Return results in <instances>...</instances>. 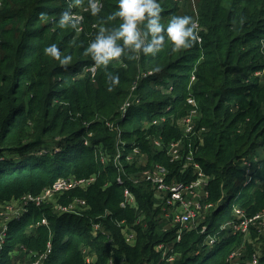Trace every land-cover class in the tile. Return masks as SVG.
<instances>
[{
  "label": "trees",
  "instance_id": "obj_1",
  "mask_svg": "<svg viewBox=\"0 0 264 264\" xmlns=\"http://www.w3.org/2000/svg\"><path fill=\"white\" fill-rule=\"evenodd\" d=\"M97 2L92 15L89 0H0V208L69 185L1 226L0 264L42 255L44 264H229L244 235L224 236L222 225L237 209L249 217L264 210V0H159L161 22L189 15L199 40L180 52L167 43L154 57H121L106 69L85 50L101 28L118 27L119 18L108 19L118 0ZM64 11L81 32L61 26ZM53 43L72 56L69 65L45 54ZM110 73L120 77L111 91ZM191 99L198 120L185 133ZM158 140L165 148L182 141L183 157L193 153L211 178L205 205L217 210L185 226L171 216L158 227L168 195L142 181L138 159L165 163L179 183L196 180L154 147ZM249 238H258L254 229ZM256 243L247 254H262L264 264V235Z\"/></svg>",
  "mask_w": 264,
  "mask_h": 264
},
{
  "label": "clouds",
  "instance_id": "obj_2",
  "mask_svg": "<svg viewBox=\"0 0 264 264\" xmlns=\"http://www.w3.org/2000/svg\"><path fill=\"white\" fill-rule=\"evenodd\" d=\"M89 7L92 15L100 12L97 0H89ZM161 11L159 0H118V7L108 16V19L113 21L119 18L118 27L110 30L101 28L95 39L90 41L85 54L91 56L96 67L106 69L111 62L121 57L128 59H135L140 55L154 57L165 48L167 43L171 44L172 51L180 52L191 48L199 40L197 24L191 16L174 15L165 26L161 22ZM72 16L69 11L61 13V26L68 25L81 32L83 28L79 20L75 22ZM44 52L64 66L72 61V56L63 55L55 43L48 45ZM108 79L111 91L112 87L119 84L120 77L118 74L110 73ZM184 169L186 172L191 168L184 167ZM192 174L194 175L193 170ZM218 208L219 205L215 210Z\"/></svg>",
  "mask_w": 264,
  "mask_h": 264
},
{
  "label": "built area",
  "instance_id": "obj_3",
  "mask_svg": "<svg viewBox=\"0 0 264 264\" xmlns=\"http://www.w3.org/2000/svg\"><path fill=\"white\" fill-rule=\"evenodd\" d=\"M74 16L73 18H75ZM135 90V87H133ZM190 105L193 106V110H191L188 115L182 120L183 121V129L185 133H190L192 129L194 128L195 122L198 120V111L195 108L196 103L194 100H189ZM128 105H125L123 107L125 114L126 107ZM155 125L157 123H154ZM162 142L161 140H158L156 145L154 146L156 149L162 148ZM164 150V149H163ZM166 154L171 158L172 162L180 163L182 167H190L194 172V177L196 178L195 181L190 182V184L185 183H179L174 182L172 185L167 184V179L169 177V171L164 166H156L152 169V167L148 170H144L142 174V181L148 182L152 180L154 184L158 186V188L166 192L168 195V199L165 203L166 206L170 209V213L166 212L167 217H174V221L177 223H181L183 226L188 224L191 221H198L200 216L202 215V212L204 210H212L215 209L213 204H207L205 205V201L207 200V186L204 188L202 186V179L207 181L206 176L203 174V171L199 167V165L195 162L194 155L192 152H190L187 157H183L182 155V141L178 142H171L167 145L165 148ZM137 153V151L135 150ZM131 157L128 158L130 160ZM244 165H249L245 162ZM93 179L86 182L85 180L79 181L77 184L86 186L89 184ZM140 181V180H139ZM121 183H123L121 181ZM69 185L65 182H58L52 189H46L42 195H40L37 198H34L32 196H27L22 198L20 201L21 205L23 204L24 207L22 209V212L25 211L26 206L29 204V202L36 203L37 206H41L46 201H52L54 196L57 195V193H60L64 189H68ZM125 197L128 200L129 203L134 204V197L131 195V193L126 190L125 191ZM73 207H58V211L60 213H66L68 210H70ZM237 217L231 221L226 222L221 227V232H226V230L229 229V232L227 235H236L240 233L241 235H245L250 237L251 236V230L254 229L258 237L264 235V211L256 214L255 216L249 217L245 214L243 210L237 209ZM94 229L97 231L99 230V226L95 225ZM203 230L205 231L206 228L203 227ZM225 230V231H224ZM127 241L131 242L133 239V235L127 236ZM209 246H213L215 244V239L210 237L207 241ZM239 256V251H236L231 254L229 257V264H239L237 263V257ZM47 256L42 255L40 260H37L34 263L31 264H44L42 259H46ZM251 264H262L260 254H254L251 258Z\"/></svg>",
  "mask_w": 264,
  "mask_h": 264
},
{
  "label": "rangeland",
  "instance_id": "obj_4",
  "mask_svg": "<svg viewBox=\"0 0 264 264\" xmlns=\"http://www.w3.org/2000/svg\"><path fill=\"white\" fill-rule=\"evenodd\" d=\"M197 24V23H196ZM197 28H198V24H197ZM196 106H197V103H196ZM182 128H183V126H182ZM160 134H162L163 135V133H162V131L160 130ZM160 144H162V146H163V148L165 149V144L163 143V142H160ZM32 150V149H31ZM39 150L40 151H37V154L38 155H42V154H44L45 153V151H44V146H41L40 148H39ZM33 153V152H32ZM31 153V154H32ZM166 157H168V155L166 154L165 155ZM118 159V158H117ZM116 159V160H117ZM139 165H140V167H142V168H146V169H150L151 167H152V169L153 168H155L156 166H165V163H162V164H158V163H155V164H153V163H151L150 161H149V159H148V157H146V156H141L139 159ZM195 162H196V160H195ZM151 163V164H150ZM171 163V162H170ZM197 163V162H196ZM164 164V165H163ZM168 167V166H167ZM170 171V170H169ZM143 172V171H142ZM204 174V173H203ZM178 172H173V173H171V171H170V180H172V181H174V182H178L177 181V178H178ZM205 175V174H204ZM206 176V178H207V181L206 180H204L205 178H203L202 179V186L205 188L206 186H208V184L210 183V180H211V178H209V177H207V175H205ZM67 184V183H66ZM159 198L160 199H162V196L161 195H159ZM164 203V202H163ZM163 203H161V204H163ZM158 204H160L159 202H158ZM166 206H170V205H166ZM23 207H24V205L22 204V206H21V203L20 202H14V203H12V204H8V205H3L1 208H0V217H1V220H2V223L0 224V232H1V226H7L8 225V223L10 222V221H12V219H16L15 217L16 216H18L21 212H22V209H23ZM169 210V208L168 207H165L164 208V212H163V214H161V211H160V214H158L157 215V218L159 219V218H161L162 219V222H160V223H158V227L161 229V230H163L164 228H167V225H166V215H164V213H166V212H169L168 211ZM264 211V210H263ZM237 212L238 211H234V214H233V219L234 218H236L237 217ZM170 226V225H169ZM225 231V230H224ZM229 232V229L228 230H226V232L225 233H223V235L224 236H227V233ZM4 233H5V229H3V232L1 233L2 235H4ZM0 234V235H1ZM244 237V242H242V244H241V246H240V248L238 249L239 250V256L237 257V263H239V264H251V259H249L250 258V256H252L253 255V253L251 254H247V252H248V247H252L253 249H254V251L255 250H258V249H256V248H259L258 247V244L256 243L257 241H259V240H262V236H260V237H258V238H256V240L253 238L252 240L249 238V237H247V236H243ZM1 240H2V238H1ZM1 240H0V242H1ZM207 244H209L208 242H207ZM250 249V248H249ZM263 249H264V247H263ZM261 255V257H262V254H260ZM26 259V256L24 255V254H22L21 255V259H20V261L18 262V263H20L21 262V260H25Z\"/></svg>",
  "mask_w": 264,
  "mask_h": 264
},
{
  "label": "crops",
  "instance_id": "obj_5",
  "mask_svg": "<svg viewBox=\"0 0 264 264\" xmlns=\"http://www.w3.org/2000/svg\"><path fill=\"white\" fill-rule=\"evenodd\" d=\"M166 218L168 219L169 217L166 216ZM170 218H171V217H170ZM167 219H166V220H167Z\"/></svg>",
  "mask_w": 264,
  "mask_h": 264
}]
</instances>
